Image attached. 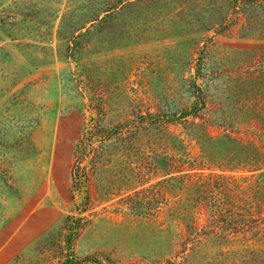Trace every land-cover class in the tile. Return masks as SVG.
<instances>
[{
  "label": "rangeland",
  "instance_id": "374dc122",
  "mask_svg": "<svg viewBox=\"0 0 264 264\" xmlns=\"http://www.w3.org/2000/svg\"><path fill=\"white\" fill-rule=\"evenodd\" d=\"M70 253L264 264V0H0V264Z\"/></svg>",
  "mask_w": 264,
  "mask_h": 264
},
{
  "label": "trees",
  "instance_id": "16d2710c",
  "mask_svg": "<svg viewBox=\"0 0 264 264\" xmlns=\"http://www.w3.org/2000/svg\"><path fill=\"white\" fill-rule=\"evenodd\" d=\"M95 136L90 137L88 132H84L78 141L76 142V145L73 149V162L72 166L70 168V193L71 198L74 200L75 195L78 193H84V197L82 199L81 207L82 209L80 211H83V209H86L87 205L90 202V199L88 197L87 191H86V185L88 183V174L86 172V169L82 166L83 161L89 156L91 150H92V140L93 139H100V143L103 144L105 142V139H108L111 136V132L107 131L105 128H95ZM104 136V137H103ZM102 137V138H101ZM96 149V148H94ZM99 151V156L103 153L104 147H99L95 150V152ZM97 191V189H96ZM74 219V218H72ZM79 221V220H78ZM76 228L73 226L68 227V236L66 237V243L68 244V249L71 250V247L73 245L72 235L74 233ZM181 245V244H180ZM99 260L94 256H88L83 259H75L73 254L70 253L67 255L66 260L62 264H98Z\"/></svg>",
  "mask_w": 264,
  "mask_h": 264
}]
</instances>
